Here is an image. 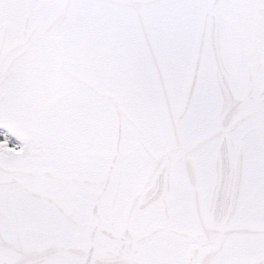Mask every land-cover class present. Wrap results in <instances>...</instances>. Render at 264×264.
<instances>
[{"label": "snow or ice", "instance_id": "1", "mask_svg": "<svg viewBox=\"0 0 264 264\" xmlns=\"http://www.w3.org/2000/svg\"><path fill=\"white\" fill-rule=\"evenodd\" d=\"M0 264H264V0H0Z\"/></svg>", "mask_w": 264, "mask_h": 264}]
</instances>
